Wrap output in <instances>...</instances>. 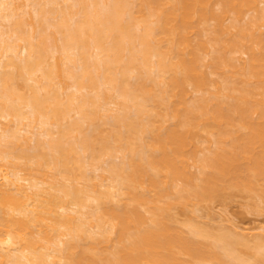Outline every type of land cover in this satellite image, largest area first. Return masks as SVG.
Listing matches in <instances>:
<instances>
[{"label":"bare ground","instance_id":"obj_1","mask_svg":"<svg viewBox=\"0 0 264 264\" xmlns=\"http://www.w3.org/2000/svg\"><path fill=\"white\" fill-rule=\"evenodd\" d=\"M240 194L264 214V0H0V264H264Z\"/></svg>","mask_w":264,"mask_h":264},{"label":"rangeland","instance_id":"obj_2","mask_svg":"<svg viewBox=\"0 0 264 264\" xmlns=\"http://www.w3.org/2000/svg\"><path fill=\"white\" fill-rule=\"evenodd\" d=\"M242 194H240V197L237 195V197L236 198H233L234 199V201H232L231 203H230V201H229V207L226 205V207L228 208H226L225 210L226 211H228L227 212V214H228V216H230L231 218L230 219H234V222L236 221V224L237 223H239V225H243V226H251L253 223L254 224H263L264 225V214H260V213H264V212H260L259 214L260 215H256V214H254L253 213V207H252V205H251V208H252V213L250 212H248L247 210H244L245 208H246V206H245V208H244V203L245 204H248L249 202H248V200L246 199V198H248V197H245V196H241ZM250 199V198H249ZM246 202H248V203H246ZM251 203H252V201H250ZM215 204H216V206H215ZM214 204V206L216 207L215 208V210H213L214 212H217V214L216 215H218V214H220L221 212L223 213V214H225V210L222 208V207H224L225 208V206H220L219 205V203L217 204V203H215ZM249 205V204H248ZM213 206V207H214ZM217 206H220V207H217ZM250 206V205H249ZM264 206V205H263ZM250 208V207H249ZM221 209H223V211L221 210ZM247 209V208H246ZM251 210V209H250ZM203 212V211H202ZM204 212H205V210H204ZM220 212V213H219ZM255 212V211H254ZM257 212V211H256ZM181 213V212H180ZM197 213V212H196ZM206 213V212H205ZM182 214V213H181ZM181 214H179V215H181ZM200 214V213H199ZM212 214L214 215L215 213H213L212 212ZM183 215H186V214H183ZM195 215V214H194ZM212 215V216H213ZM216 215H215V217L213 216V217H211V218H215V221H213L212 223L214 224H212V228H213V226H214V228H216V227H218L217 225V223L219 222V219H216ZM221 215V214H220ZM201 216L203 217L204 216V214L202 215L201 214ZM219 216V215H218ZM181 217V216H180ZM221 217V216H220ZM219 217V218H220ZM222 217H224L223 215H222ZM232 217H234V218H232ZM183 218H185V217H183ZM195 218H197L198 219V217H195ZM208 218V217H207ZM211 218H209L208 220H210ZM229 218V217H228ZM202 219H206V218H202ZM212 220H214V219H212ZM221 220H223V218H221ZM199 221H200V219H199ZM206 221V220H205ZM205 221H203L202 220V222H205ZM229 221V220H228ZM228 221H226V222H228ZM201 222V221H200ZM201 222V223H202ZM208 221H206V223H207ZM223 222H225V220L223 221ZM208 224V223H207ZM217 224V225H216ZM224 224V223H223ZM226 224V225H225ZM224 225L225 226H227V224H228V226L230 225V228H231V226L233 225V223H225ZM232 224V225H231ZM221 225V224H220ZM209 226H210V223H209ZM242 226V227H243ZM224 227V226H223ZM235 226H233V228H234ZM229 227H227V229H228ZM235 229V228H234ZM232 231H233V229H232ZM260 232H262V234L264 235V230H261Z\"/></svg>","mask_w":264,"mask_h":264}]
</instances>
